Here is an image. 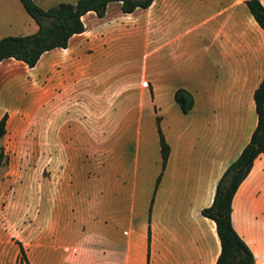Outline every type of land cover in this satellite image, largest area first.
<instances>
[{
    "label": "crops",
    "instance_id": "0c3cea01",
    "mask_svg": "<svg viewBox=\"0 0 264 264\" xmlns=\"http://www.w3.org/2000/svg\"><path fill=\"white\" fill-rule=\"evenodd\" d=\"M33 1L47 7L62 0ZM103 15L107 51H88L95 41L82 34L99 18L89 10L81 15L84 29L71 34L65 47L43 51L33 66L0 60V93L20 76L6 67L11 59L28 72L38 67L43 85L57 83L55 92L42 84L38 91H20L12 105L0 94L5 128L17 111L37 107L44 154L56 156L66 172L75 166L79 173L57 180L53 195H41L47 215L41 261L214 264L215 224L200 209L211 202L217 178L255 125L253 90L264 69V31L243 0H151L130 12L111 1ZM148 56L147 70L140 60ZM177 87L192 95L186 112L173 98ZM111 91L109 106L119 110L107 114ZM129 91L136 94L123 99ZM155 115L169 145L162 168ZM98 140L104 147L118 141V157L107 150L103 179L96 178ZM230 205L231 224L253 253L250 264H264L263 153L254 157ZM48 213L56 222L54 241ZM63 245L69 259H63Z\"/></svg>",
    "mask_w": 264,
    "mask_h": 264
},
{
    "label": "rangeland",
    "instance_id": "374dc122",
    "mask_svg": "<svg viewBox=\"0 0 264 264\" xmlns=\"http://www.w3.org/2000/svg\"><path fill=\"white\" fill-rule=\"evenodd\" d=\"M91 19L93 17L89 16L86 21L89 24L93 23ZM35 29V21L24 10L19 0H0V36L30 33ZM82 35L89 36L95 41L88 47V51H107V16L103 15L96 18L94 25L86 27ZM140 62L145 64L148 70L151 65V58L148 56ZM140 62L136 60L134 63L140 64ZM22 65L21 62L11 59L6 66L11 70L9 72L17 73L20 76L4 83L0 93L4 104H15V99L20 91L24 93L30 87L37 89V91L40 89L42 83L38 77L41 70L37 67V69L28 72V69ZM142 80H146L142 84L148 92L150 83L146 77H143ZM56 85L55 82H48L47 85L42 84V87L49 89V91L54 89L55 92ZM127 87L130 88L131 84L128 83ZM133 94L136 93L129 91L123 99L130 100L133 98ZM114 95L115 93L112 91L107 94V114L116 110V108L109 106L111 101L115 99ZM102 110L103 108H96L97 112ZM118 110L117 108L115 113H118ZM14 116L9 117L10 120L5 132L0 136V146H2L0 161V264H24L21 259L19 261L18 242L22 245L29 264H43L40 250L43 238L41 228L44 230L47 215L46 204L40 200L41 195L45 196L46 193L53 195L57 180L63 179V177L64 179L70 178L73 173L78 176L79 173L75 166V170L72 171L68 168L69 170L66 172V168L63 169L62 165L57 166L56 156L44 154L41 148L44 141L41 136L37 107L30 106L25 111L24 109L17 111L16 116ZM100 143L102 141L98 140L94 157L97 179L107 178V150L110 147L113 149V157H118L114 151L118 141H107V147ZM49 213L48 233L53 234L54 241L56 222L54 218L49 216ZM59 248L63 252L70 251L66 245ZM67 254L69 255L70 252H66L63 259L70 258V256L66 257Z\"/></svg>",
    "mask_w": 264,
    "mask_h": 264
},
{
    "label": "trees",
    "instance_id": "16d2710c",
    "mask_svg": "<svg viewBox=\"0 0 264 264\" xmlns=\"http://www.w3.org/2000/svg\"><path fill=\"white\" fill-rule=\"evenodd\" d=\"M111 1H119L120 9L130 12L135 7H146L151 0H74L58 1L47 7L38 5L33 0H19L24 10L36 23V29L30 33L4 34L0 36V60L13 57L21 60L28 67L35 64L43 51L53 47H65L71 34L84 29L81 15L93 11L97 17L103 16L106 6ZM256 23L264 31V6L261 0H243ZM173 98L182 112L190 109L193 99L191 93L177 87ZM256 122L248 141L237 156L220 173L215 183L211 202L200 209L201 214L211 218L219 240V252L214 264H250L254 260L252 251L235 231L231 224V197L244 176L249 171L254 157L264 154V69L260 81L253 90ZM6 112L0 115V136L5 132ZM158 135L160 166H164L169 145L159 127V116L155 115ZM2 146H0V161ZM159 174L155 178L157 184ZM18 257L29 264L22 245L18 242Z\"/></svg>",
    "mask_w": 264,
    "mask_h": 264
}]
</instances>
